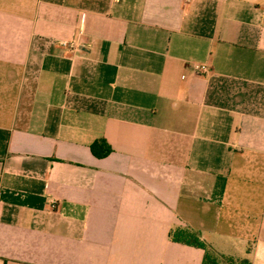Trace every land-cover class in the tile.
I'll return each instance as SVG.
<instances>
[{"label": "crops", "instance_id": "0c3cea01", "mask_svg": "<svg viewBox=\"0 0 264 264\" xmlns=\"http://www.w3.org/2000/svg\"><path fill=\"white\" fill-rule=\"evenodd\" d=\"M185 229L264 264V0H0V264H202Z\"/></svg>", "mask_w": 264, "mask_h": 264}, {"label": "trees", "instance_id": "16d2710c", "mask_svg": "<svg viewBox=\"0 0 264 264\" xmlns=\"http://www.w3.org/2000/svg\"><path fill=\"white\" fill-rule=\"evenodd\" d=\"M91 150L94 156L98 158L107 157L112 152V148L103 140L94 142L91 145ZM171 236L176 242L204 250L202 264H251L247 259L236 260L232 257L221 255L203 241L197 232L191 229L178 230L172 233Z\"/></svg>", "mask_w": 264, "mask_h": 264}, {"label": "built area", "instance_id": "2783aa9c", "mask_svg": "<svg viewBox=\"0 0 264 264\" xmlns=\"http://www.w3.org/2000/svg\"><path fill=\"white\" fill-rule=\"evenodd\" d=\"M65 46H70L72 48L75 47V45L73 44H68V43H64ZM193 70L197 73H200V74H205V73H208L209 72V68L207 65H200V64H194L193 65Z\"/></svg>", "mask_w": 264, "mask_h": 264}]
</instances>
